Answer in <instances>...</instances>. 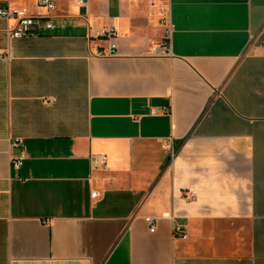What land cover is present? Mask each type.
<instances>
[{
	"label": "crops",
	"instance_id": "crops-1",
	"mask_svg": "<svg viewBox=\"0 0 264 264\" xmlns=\"http://www.w3.org/2000/svg\"><path fill=\"white\" fill-rule=\"evenodd\" d=\"M78 1L0 0V264H264V0Z\"/></svg>",
	"mask_w": 264,
	"mask_h": 264
},
{
	"label": "built area",
	"instance_id": "built-area-1",
	"mask_svg": "<svg viewBox=\"0 0 264 264\" xmlns=\"http://www.w3.org/2000/svg\"><path fill=\"white\" fill-rule=\"evenodd\" d=\"M36 5L44 10L53 11L55 9V5L53 0H35ZM129 2L138 1V0H127ZM78 3L80 5H84V0H79ZM13 20L14 26L7 33L10 38L18 39L27 36H33L36 31L35 19L27 14L25 9H10L9 7H1L0 8V20ZM162 26H165V35L164 40L161 43L152 44L153 55L163 56L168 53V37H169V29L167 27L166 20H163L161 23ZM45 29H51L52 26L50 22H46L44 25ZM96 39L103 40L107 43L106 48L97 49L95 52V56L98 58H113L117 56V40L119 38V34L117 30L113 28H101L95 32ZM19 142H14L13 145L17 146ZM165 150H170L169 146H163ZM91 162L95 168H98L105 164L104 156H95L92 157ZM11 165L13 169L18 170L21 166V159H12ZM97 196L96 192L91 193V198H95ZM190 197H193V192L190 193ZM146 221L149 225V231L153 232L155 230V222L153 218H146ZM173 236L179 239H185L186 234L183 228L180 225L175 224L172 229Z\"/></svg>",
	"mask_w": 264,
	"mask_h": 264
}]
</instances>
